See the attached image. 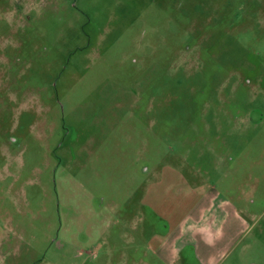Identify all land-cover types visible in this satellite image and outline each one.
<instances>
[{
  "label": "rangeland",
  "instance_id": "rangeland-1",
  "mask_svg": "<svg viewBox=\"0 0 264 264\" xmlns=\"http://www.w3.org/2000/svg\"><path fill=\"white\" fill-rule=\"evenodd\" d=\"M106 249L264 264V0H0V264Z\"/></svg>",
  "mask_w": 264,
  "mask_h": 264
},
{
  "label": "crops",
  "instance_id": "crops-1",
  "mask_svg": "<svg viewBox=\"0 0 264 264\" xmlns=\"http://www.w3.org/2000/svg\"><path fill=\"white\" fill-rule=\"evenodd\" d=\"M172 245V243L164 242L162 246H159V252H162L167 260L168 263H173L176 260V255L174 254L173 250H169V247ZM168 247V248H167ZM160 256V255H159ZM212 258L210 257V264L212 262ZM63 261V262H61ZM82 264H150V260L145 258L143 255L139 254H127V255H120L116 256L114 255V251L112 249H106L103 252L102 257L98 256L96 258L94 257H88L80 260ZM75 262V261H74ZM47 264H70L72 261L67 260L66 257H53L50 258L46 262ZM209 264V263H207Z\"/></svg>",
  "mask_w": 264,
  "mask_h": 264
}]
</instances>
